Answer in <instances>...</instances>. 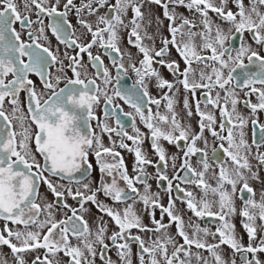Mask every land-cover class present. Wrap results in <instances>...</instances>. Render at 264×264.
I'll return each mask as SVG.
<instances>
[{
    "label": "snow or ice",
    "instance_id": "6c2138e0",
    "mask_svg": "<svg viewBox=\"0 0 264 264\" xmlns=\"http://www.w3.org/2000/svg\"><path fill=\"white\" fill-rule=\"evenodd\" d=\"M148 2L160 6L168 21L169 36L161 33L159 48L155 46V35H150L142 23L143 0H115V3L80 0L79 4L75 0H55L53 4H49V0H0V222H3L0 246L10 249L12 264H26V253H35L31 264H95L98 254L105 264H113L107 256L110 245L106 240L116 249L120 264H132V243L138 245V264H193V261L210 264L208 257L200 251L193 252V247L207 251L215 264H228L218 251L221 245L240 253L242 264H262L257 254L264 253V235L258 239L257 234L258 229L264 232V193L259 201L253 198L255 193L249 180L259 177L253 171L249 156L255 145L254 158L259 165H264V152L259 151L264 145V124L256 118L259 112H264V11L261 10L264 0H248L247 5L245 0ZM180 6L194 16L198 14L199 24L178 14L176 8ZM100 8L107 11L100 14ZM129 11L133 15L125 23ZM209 12L228 25L227 29L214 24ZM70 13L85 30L84 35L90 34L87 42H81L76 36L68 19ZM33 14L35 20L31 18ZM45 17L50 21L47 25ZM152 23V20L147 22ZM17 24L19 29L15 27ZM155 25L160 33L163 20L156 17ZM46 28L59 45H64L62 54L58 46L53 49ZM121 28L130 29L128 43L142 54L138 62H132V54L121 50ZM145 39L152 44L144 43ZM94 46L102 48L109 56L116 70L115 78L101 55L93 54ZM69 49L74 54H69ZM173 49L185 65L183 70L179 61L171 56ZM82 54H87L96 69L91 78ZM126 55L130 61L128 67L123 62ZM154 63L167 68L175 82L163 78L153 67ZM53 67L55 73L50 71ZM129 68L136 80L126 86L123 77ZM31 75L39 78V87ZM153 78L155 87L162 93L160 98L149 92L148 82ZM177 83L185 93L191 94L195 115L199 117L198 132L191 124L182 125L177 118L174 110L175 94L179 91ZM197 91L201 93L199 99ZM22 92L25 93L23 103ZM252 97L257 102L253 103ZM162 100L166 101L165 108L171 116L160 112ZM240 103L249 109L248 118L238 111ZM124 105L131 111H124ZM152 105L156 107L155 112ZM97 108L102 109V118L97 116ZM183 108L188 117L193 116L188 95L183 98ZM137 119L148 130L147 135L137 126ZM109 120H114L116 126L109 125ZM249 120L254 135L257 127L260 131L259 141L254 138L252 145L245 139L244 131ZM129 127L134 135L127 131ZM206 130L220 142L218 148H213L212 159L220 165L218 174L213 173L215 186L205 180L210 168L208 154L197 147V141H203L207 147ZM113 134L119 138L118 144ZM105 135L110 146L104 144ZM145 139L150 141L158 157L155 164L142 149ZM161 140L174 145L182 156L169 158ZM117 147L134 153L132 175ZM196 153H201L197 161L202 166L199 171L190 162ZM93 157L100 173L94 188L91 181L83 183L93 170ZM169 159L171 177L167 174ZM177 160H180L179 166ZM229 161L231 168L227 166ZM148 165L155 167L154 175L145 171ZM52 177L75 181L78 187L73 189L55 183ZM105 177L111 178L110 182ZM149 179H155L158 186L166 182L167 206L160 202L159 192L151 190ZM120 181L125 187L119 186ZM42 184L51 192L53 200H47L41 193ZM182 184L194 185L202 195L198 199ZM174 191L182 195L173 197ZM237 192L242 201L239 209L235 204ZM99 194L111 199L114 205L124 207L107 205L99 199ZM210 195L217 199H209ZM68 197L76 201L75 207L67 202ZM176 200L185 204L195 218L218 221L215 231L200 227L191 222V218L186 225L176 210ZM89 202L103 214L95 231L83 215L88 211L85 205ZM137 203L142 204L143 214H137L134 208ZM157 209L160 219L156 218ZM105 215L115 225L110 235ZM145 215L151 226L144 223ZM165 215L168 223L164 222ZM236 215L242 218L241 225L247 233L246 246L231 222ZM173 225L175 235L168 232ZM133 229L138 233H151L155 239L146 245L141 235L132 234ZM187 229H191V235ZM208 237L216 242L209 243ZM0 264H9V261L0 259ZM231 264H235L234 259Z\"/></svg>",
    "mask_w": 264,
    "mask_h": 264
},
{
    "label": "flooded vegetation",
    "instance_id": "af4514ba",
    "mask_svg": "<svg viewBox=\"0 0 264 264\" xmlns=\"http://www.w3.org/2000/svg\"><path fill=\"white\" fill-rule=\"evenodd\" d=\"M63 2V0H62ZM75 2L77 4H79L80 0H75ZM55 3V0H49V4H53ZM110 3H115V0H110ZM248 0H245V4L247 5ZM229 7L232 8L235 11L234 6L229 3ZM262 11H264V9H261ZM107 11V8H100V14H104ZM141 11L144 13V21L142 22L145 26H146V30L150 35H155L156 40H155V46L156 48H159L160 45V39L161 37V33L162 36L167 37L169 36V33L167 31V25H168V21L164 19L163 17V9L154 4V3H150L148 2V0H143V6L141 8ZM176 11L178 14L183 15L185 17H188L189 19H194V21L199 24V15L196 14L195 16L193 15V13L189 12L186 8H184L183 6L177 7ZM132 12L129 11L127 18L125 19V23H128V21L131 19L132 17ZM159 17L161 20H163V27L161 29L160 33H157L156 30V25H155V18ZM209 17L210 19L214 22V24H221L222 27H224L225 29H227L228 25L226 24H222V22L216 17V15L212 12H209ZM33 20L36 19L35 15L33 14L31 17ZM68 19L71 21L72 25L74 26L75 30H76V36L80 37L81 42H87V40L91 39L90 34L85 36V30L82 29L80 27V25L77 23V20L74 16L73 13L69 14ZM92 21L95 20V17L91 18ZM148 20H152L153 23L151 25H148L147 22ZM49 19L45 17L44 19V23L45 25H47L49 23ZM177 23H179V21H177ZM15 27H17V29H19V25H15ZM101 27H104V25H101ZM196 30V29H194ZM128 31H130V29H123L121 28V30L119 31V36H120V44L119 46L121 47V50L126 52V53H131L132 54V62H138V60L140 58H142V54H138V50L133 47L132 45H130L128 43ZM46 34L49 37V40L51 41V45L53 47V49H55L57 46L60 48L61 50V54L63 53L64 49V45H59L58 41H56L55 37L52 36L51 30L46 28ZM143 35V33H141ZM26 38V37H25ZM245 38L249 40V43H251L250 38L248 37V34L245 33ZM105 39H107V36H105ZM134 39V38H133ZM146 44L151 45L152 41H149L147 39H145L143 41ZM197 43L200 42L199 37H197ZM255 47V45H253ZM69 54H74L72 53V51L69 49ZM92 52L94 55L99 54L101 55V58L103 59L104 65L106 67H108L111 71V74L113 76V78H115L116 75V70L115 68L112 66V62L109 58L108 55L104 54V50L102 48H99L98 46H94L92 49ZM262 54H264V52H262ZM83 55V60L84 63L88 66L87 67V73L88 76L91 78L94 76L96 69L93 68L91 66V63L89 62V58L87 56V54H82ZM171 56L175 59H177L180 63L181 66V70H183V68L185 67L184 63L182 60H180V58L178 57V55L175 53V50L173 49L171 52ZM125 67H128L130 61L127 57V55L124 57L123 60ZM65 64H67V61H65ZM137 66L138 63H137ZM153 67H155L160 74L162 75L163 78L171 81V82H175V77L167 70V68L161 66L158 63H154ZM193 67H201V66H197V65H193ZM50 71H52L53 73L56 72V68L53 67L52 69H50ZM68 75L71 76L72 73L71 71H68ZM31 79L34 80V82L37 84V86H40V82H39V78L36 77L35 75H31L30 77ZM136 80V75L135 73L129 68L127 74L123 77V82L126 86H130L134 81ZM100 81L98 80V83ZM63 86V84H61V87ZM113 86H115V79H113ZM148 86H149V92L150 94L155 97V98H160L162 93L160 92L159 89H157L155 87V79L153 78L151 81L148 82ZM176 88L179 89V91L176 92L175 94V104H174V110L177 113V118L178 120H180L182 125H186V124H191L192 128L194 131H199V128L197 126V121L199 119L198 116L195 115V108H194V101L192 100L191 94L190 93H185L183 87L180 84H176ZM166 91V90H165ZM185 95H188L189 97V102L190 105L193 106V116L192 117H188L187 116V112L186 110L183 108V98ZM200 91H197L196 93V98L199 99L200 98ZM223 95V93H222ZM240 98L241 100H243V93H240ZM20 100L23 103L25 100V93H21L20 94ZM252 102L255 103L257 102L255 97H252ZM122 103V102H121ZM165 104L166 101L162 100L161 103V107H160V112L162 114H169L167 113V110L165 108ZM5 107L8 108L9 105L7 104V102L5 103ZM124 111H131V109L128 108L127 105H124ZM153 109V112L156 111V107L155 105L151 106ZM201 107L203 108V105H201ZM211 108V106H209ZM238 111L241 112L242 115H244L246 118L249 117L250 115V111L249 109L245 108L243 103L238 104ZM96 114L98 117L102 118V109L101 108H97L96 109ZM216 117H217V121H219V113L218 111L215 113ZM169 116H171V114H169ZM259 120L260 124H264V112H259L257 114L256 117ZM95 121L92 122L93 128H95ZM109 125L115 127V121L114 120H109L108 121ZM137 126L141 129V131L143 133H145L146 135L148 134V130L143 126V124H141L139 122V120L137 119ZM167 127V126H164ZM127 131L129 132V134L134 135L131 127H129L127 129ZM245 131V139L248 141V143L250 145H252V141L255 138L257 141H259L260 139V131L259 128L257 127L255 129V135H254V130H253V125L251 124L250 120L249 123L247 124V126L244 129ZM226 134V133H225ZM204 136L208 139V144L207 147H205L203 141H197V147L198 148H202L204 149L209 157V164H210V168L207 171V173L205 174V180L212 186L216 185V179L213 176V173H217L219 171V163L215 160L212 159L213 157V148H218L219 145V141L218 140H214V138L211 136V134L206 130L204 133ZM113 139L117 141V144L119 142V138L116 137L113 134ZM104 140V144L105 146H110V141L108 139V136L105 135L103 137ZM125 142L128 143L130 146L132 145L131 141H127L125 139ZM160 143L165 147L166 152L168 157L170 158L172 155H180L182 156V153L179 152V149H176V147L174 145L168 144L166 141L161 140ZM183 144V142H181ZM227 146V145H225ZM142 149L143 151L146 153L147 157L149 159H151L154 164L158 161V157L156 155H154L151 147H150V141L148 139H145L143 145H142ZM177 150V151H176ZM116 151H119L121 153V155L124 158L125 164L128 168V173L129 175H132V169H133V164H134V153L127 151L126 149H120L119 147L116 148ZM260 152H264V145H262L259 148ZM257 152V148L255 145H252V151L251 154L249 156V160L250 163L253 166V171L258 173V179H250L249 180V184L250 186L254 189V199L256 201H259L261 198L262 193H264V165H259L257 160L254 158ZM220 155L222 156L223 154L220 153ZM201 156V153H196L195 155L191 156L190 158V162L192 163L193 167L196 168L198 171L202 170V166L197 164V161L199 160ZM109 162H111V158H108ZM92 163H93V170L90 173V176L85 179L83 181V183H88L89 181L92 182V187L94 188L96 186V184L99 182L100 180V173H99V169L98 166L95 164V159L94 157L92 158ZM180 164V160H177V166H179ZM227 166L229 168H231V163L230 161L228 162ZM145 171L149 174V175H154L155 174V167L152 165H148L145 166ZM167 174L171 177L172 175V168H171V160L169 159V167L167 169ZM183 173H181L182 175ZM47 175V174H46ZM53 180V182L55 183H63L65 184V186H70L73 189H75L76 187H78V185L75 183V181H68V180H61L59 177H52L51 178ZM106 180H108L110 182L111 178L109 177H105ZM152 188L151 190L153 192H159L160 194V202L167 206L168 205V194L164 191V188L166 186V182H163L160 186L157 185V182L155 179H149L148 181ZM177 183L174 181V184ZM119 186L120 187H125L123 181L119 182ZM182 187H185L187 190L193 191L197 198L199 199V197L202 195L201 190L199 188H196L194 185H181ZM138 187H141L142 190V186L138 185ZM226 187L228 188L229 191H231L230 186L226 185ZM238 189L240 187V185L237 186ZM81 190H83L81 188ZM40 191L41 193L46 196L47 200L51 201L54 199V197L52 196L51 192H49L47 190L46 185H41L40 187ZM173 197L177 196V195H182L179 193H176L175 191L173 192ZM245 195L247 196V193H245ZM99 199L101 201H103L104 203H106L109 206H113V207H117V208H123L124 205H114L113 201H111V199L104 197L102 194H99ZM209 199H217V197H213V196H209ZM67 202L72 205V206H76V201L73 200L71 197L67 198ZM128 203H132V201H128ZM235 204L236 207L239 209L242 206V201L239 199V192H237L236 198H235ZM85 207L88 209L87 212L83 213L84 218L88 221L90 228L93 229V231H95L97 222L99 221V218L101 215H103L102 213H100L96 207L94 205H92L90 202L88 204L85 205ZM135 210L137 211V214H143V206L140 203H137L134 205ZM176 210L178 211L179 214H181L184 218L185 224L187 225L190 221L191 218V222L199 224L200 227H209L212 231H215L216 228V223H218V221H212L211 218H204V219H198L195 218L193 216V214L186 208V205L181 203L180 200H176ZM213 210L215 211L216 208L214 207ZM70 214V213H69ZM161 217V213L160 210L157 209L156 210V218L160 219ZM57 218H60L59 215ZM241 217L239 215H236L234 217L231 218V222L235 224L236 227V233L238 235V237H242V243L246 246L248 243V237H247V233L245 232V230L243 229L242 225H241ZM104 220L108 222V235L111 234V232L113 230H115V225L111 222L110 218L107 217L106 215L104 216ZM164 222L168 223V217L165 215L164 216ZM144 223L149 224L150 225V221L147 218V216H144ZM3 222H0V227H2ZM257 224H260V221L257 220ZM11 226V225H10ZM151 226V225H150ZM175 225H173L171 228L168 229L169 234L171 235H175ZM187 231L189 232V235H191V229H187ZM132 234L136 235L139 234L141 235V237L145 240L146 245H150L151 241L153 239H155V237L151 234V233H138L137 230L133 229L132 230ZM258 239L259 236L264 235V232H261L258 229ZM176 239L180 240V242L182 243V239L179 237H176ZM208 242L209 243H214L216 241H213L212 237H208ZM258 242V240H257ZM73 243H76L75 240H73ZM106 243H109L110 247L109 250L107 252V256L111 259V261L113 262V264H120V260L119 257L117 255L116 249L114 247L111 246V242L106 240ZM97 248L99 249V246H97ZM43 250H41L42 252ZM137 251H138V245H136L135 243L131 244V259H132V264H138V257H137ZM169 251H171V246H169ZM193 252L196 251H200L201 254L205 257H208L210 264H215V261L211 258L210 254L207 251L204 250H197L193 247L192 249ZM221 254V256L223 257V259L225 261L228 262V264H231V261L234 259L235 260V264H242V260H241V254L240 253H233V251L227 246V245H221V248L218 250ZM35 253H26L25 254V260H26V264H31V260L33 259ZM62 256V254H60ZM248 258L251 259L252 258V254H247ZM257 257L261 260L262 264H264V253H258ZM146 260H147V255H146ZM0 259H8L9 264H12V258H11V253H10V249L7 246H0ZM65 261L67 260V257L63 258ZM95 264H105L104 260H101L99 257V254L97 255L96 259H95ZM193 264H195V261H193Z\"/></svg>",
    "mask_w": 264,
    "mask_h": 264
},
{
    "label": "rangeland",
    "instance_id": "374dc122",
    "mask_svg": "<svg viewBox=\"0 0 264 264\" xmlns=\"http://www.w3.org/2000/svg\"><path fill=\"white\" fill-rule=\"evenodd\" d=\"M177 149V148H176ZM177 151V150H176Z\"/></svg>",
    "mask_w": 264,
    "mask_h": 264
}]
</instances>
